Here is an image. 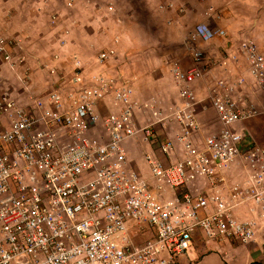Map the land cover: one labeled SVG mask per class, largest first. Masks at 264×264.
Returning a JSON list of instances; mask_svg holds the SVG:
<instances>
[{
	"label": "built area",
	"instance_id": "built-area-1",
	"mask_svg": "<svg viewBox=\"0 0 264 264\" xmlns=\"http://www.w3.org/2000/svg\"><path fill=\"white\" fill-rule=\"evenodd\" d=\"M207 15L183 44L188 67L171 69L181 102L167 115L160 101L151 99L142 125L131 88L105 76L85 79L75 73L73 93L32 99L33 112L2 93L0 264H179L195 237L246 245L258 232L264 234V223L241 222L233 215L247 201L264 210V146L245 145L241 127L260 113L238 98L242 78L208 77L203 46L226 32L217 27L220 15L213 7ZM12 45L0 38V56L15 64L7 50ZM239 51L264 89V52L251 40L241 41ZM114 54L106 49L96 60L102 64ZM206 77V99L220 128L198 141L195 98L188 87ZM99 103L107 109L104 116ZM171 117L176 134L157 144L167 162L146 151L149 177H144L129 167L123 145L136 136L152 144L154 128L166 127ZM239 161L249 186L233 185L224 194V171ZM200 178L209 193L189 190ZM167 190L177 195L165 198ZM147 230L150 237L137 241Z\"/></svg>",
	"mask_w": 264,
	"mask_h": 264
},
{
	"label": "crops",
	"instance_id": "crops-1",
	"mask_svg": "<svg viewBox=\"0 0 264 264\" xmlns=\"http://www.w3.org/2000/svg\"><path fill=\"white\" fill-rule=\"evenodd\" d=\"M143 2L148 3L145 0ZM171 2L173 1L152 0L150 7L144 5V8L150 9L148 13L151 14L150 21H146L145 24L137 21L131 23L129 12L124 13L123 10L119 13V17L114 18L113 14L116 10L111 6L107 8L109 12L106 17L111 20L116 19L115 24L89 16L95 15L96 7L99 5L97 0H6V5L0 6V38L13 41V45L7 50L12 57L11 62L15 64L8 63L11 68L8 75L1 76L0 74V84L4 83L0 86V89L3 87L1 91L7 92L15 103L33 112L32 99L46 98L53 92L66 95L73 93L75 84L72 83V79L75 73L81 72V76L85 79L96 76H107V78L127 76L133 80L125 85L131 88L132 98L139 105L136 109V117L139 122L148 120L150 114L148 106L151 99L160 101L161 105L163 102L165 108H169L166 106L171 104V96L163 91L160 83L162 79L170 78L169 71L162 66L161 71L156 73L155 66L163 65L160 63L161 58L155 57L153 52L147 53L148 47L159 46L160 40L156 43L154 38L158 29L167 28L171 31V26L183 25L180 19L171 23V11L176 7L171 6ZM206 3L209 2L206 1ZM124 7L126 8V4L123 9ZM223 7L226 12L229 6L224 5ZM180 11L186 12L185 9ZM226 14L230 17L229 11ZM160 15L166 17L167 20L159 21ZM207 20L208 18L204 17L203 21ZM216 25L226 34L229 33L225 22L222 24L216 21ZM134 30H138L139 34L130 37ZM145 34L152 36L144 38ZM219 39L224 38L214 39L205 48H210L215 42H220ZM106 49H113L114 57L100 64L96 60L97 54ZM237 52L239 53V50ZM233 55L230 54L225 60L226 66L222 77L230 81L235 79V76L231 77L230 70L232 62H236L237 58ZM146 62L148 64L151 62V67L147 66ZM208 77H211V73H208ZM208 77L188 87L195 98L193 109L200 128L196 134L198 141L204 134L207 135L220 128L219 123L213 124L217 121L216 115L206 99ZM5 86H9L10 91L6 90ZM133 89L138 90L137 93H143L141 100L134 97ZM248 100L251 105H258L250 97ZM173 101V104L179 105L181 99L173 96ZM261 107L264 109V106ZM97 108L102 115L107 112L106 107L100 103ZM0 114L2 116L0 120L4 121L1 111ZM242 127L245 134V145L256 142L260 144L258 146H264V143L261 144L256 138L258 131L244 130L245 126L242 125ZM173 136L174 134H171V138ZM134 145L133 140H127L123 145L129 167L138 171L142 176L149 177L144 159H133L131 147ZM143 147L148 151L154 149L155 145L146 144ZM156 150V156L161 157L166 163L167 159L158 152L157 148ZM178 156H180L178 153L175 154L174 159ZM224 172L226 180L223 187L224 194H227L233 185H239L241 188L249 186L248 171L243 162L239 161L229 165ZM189 190L195 194H206L210 192V187L204 178H200L189 185ZM170 195L172 198L177 195V192L167 190L165 198ZM233 215L241 222H254L257 226L264 223V210L251 201L236 206L233 209ZM193 244L194 246L179 264H264V234L261 232H258L255 239L246 245L234 240L209 241L201 237H195Z\"/></svg>",
	"mask_w": 264,
	"mask_h": 264
},
{
	"label": "rangeland",
	"instance_id": "rangeland-1",
	"mask_svg": "<svg viewBox=\"0 0 264 264\" xmlns=\"http://www.w3.org/2000/svg\"><path fill=\"white\" fill-rule=\"evenodd\" d=\"M148 3H144L143 0H97V5L95 15H89L91 17H98L106 22H111L116 24V19L111 20L108 17H106L109 11H107V8L114 7L116 12L113 14V17H119V13H122V10L124 13H128L129 18H131L130 22L133 23L134 21L142 22L145 24V22H149L151 19V14L148 13L150 11L149 8H144V5H147V7H150L152 4V0H145ZM156 1V0H154ZM171 6L175 5V10L173 9L171 11V23H174L178 19L182 21V26L174 27L171 26V31L167 30V28H160L158 31L154 34V38L156 43L160 40L159 46H152L148 47L147 53H152L155 55V57H160V63L163 65L155 66L156 73L158 71H161V67L164 66L165 69L169 71L170 78H164L160 79L161 88L163 91L168 92L171 96V104L170 106H166L169 108H165L162 102V105L164 108L165 114H170L173 112L174 106H176L173 101V96L179 97L178 95V89L176 88L173 77L171 75V69L172 67L179 66L183 69H186L188 67L189 59L186 55V50L184 49L183 44L185 43V40L187 37H189V33L193 29V27L200 21L204 20V17L208 18V7H214V9L219 13L221 16L219 20H216L218 23L222 22V24L225 22L228 26L227 29H229V33L226 34L224 39H219L220 42H215L212 47H206L203 46V50L205 52L206 56V65L207 70H209V73H211V77H209L211 80L213 79H219L224 76L225 71V64L222 65V62H224L226 59H228L230 54H234L233 56H237L236 62H232V65L230 66L231 70V77L235 76V78H242L244 81L243 89L238 93L239 97L242 99H245V103H251L248 102V97H250L251 100L256 101V104H254V107L256 108L257 112L260 113L259 115L255 116L254 118L246 121L243 125L244 130L245 129H252L254 131H258L256 133L257 137L260 141V143H264V109L261 106H264V89H261L254 79V77L249 72L247 61L239 51V44L243 40H251L255 43L257 48H259L260 51L264 52V0H221L218 4L219 0H172ZM196 1V3H194ZM206 1L209 3L207 4ZM200 3V4H199ZM126 4V8L123 6ZM217 6H216V5ZM6 5V0L4 2H0V6ZM149 5V6H148ZM215 5V6H214ZM220 7H219V6ZM229 6L228 10L230 12V17L225 13L223 6ZM217 7V8H216ZM223 7V8H222ZM185 9V13H183V10ZM220 10V11H219ZM139 13L141 15H139ZM134 15V16H133ZM67 16V14L65 15ZM86 17V15H84ZM88 16V15H87ZM61 18L63 16H60ZM135 17V18H134ZM138 18V19H136ZM136 19V20H135ZM142 19V20H141ZM111 20V21H110ZM159 21L167 20L166 17L160 15L158 18ZM198 21V22H197ZM205 22V21H203ZM138 30H134V32H131L130 37H135ZM152 35L145 34L144 38H151ZM134 39V38H133ZM171 42V43H170ZM166 44H169L166 46ZM205 48V49H204ZM208 48V49H207ZM153 50V51H152ZM231 50V51H230ZM13 54V53H12ZM238 61V63H237ZM147 66L151 67V62L148 64V62L145 63ZM10 65L3 59V57L0 56V74L1 76L8 75L9 71H11ZM107 77V76H105ZM109 79L113 81H117V84L125 85L129 83L131 78L124 76V77H108ZM158 79V78H155ZM140 80V79H139ZM4 83H1L3 85ZM6 90L10 91L9 86L4 87ZM3 87L0 89V101L2 96ZM138 90L133 89L134 97L138 100H141V92L137 93ZM141 91V90H140ZM146 92V91H145ZM145 94V93H144ZM137 95V97H136ZM165 101V100H164ZM173 106V107H172ZM106 114V113H105ZM104 114V115H105ZM1 115V114H0ZM103 115V116H104ZM2 116H0L1 118ZM4 119V118H3ZM2 119V120H3ZM217 121H214V125L217 124ZM140 125L143 124L142 122H139ZM242 127V125H241ZM177 124L174 122V119L171 117V123L167 124L166 127L157 126L154 128V135L157 138L156 141H153L152 145H155V148L152 149L154 152L157 151V144H160V142L165 141L168 138H171V134H176L177 132ZM243 129V127H242ZM174 137V136H173ZM205 137V134L203 135ZM130 140L135 141V145L131 147L132 150V156L133 159H142L143 155L147 151L146 148L143 147L144 144L141 141L140 136H136ZM253 145H260L259 143L256 144V142H252ZM151 145V144H150ZM178 152V151H177ZM161 159V157H160ZM151 231L147 230L143 234H141L137 241L143 242L147 240L150 237ZM132 236L134 237V234L132 233ZM135 238V237H134ZM194 246V244H193Z\"/></svg>",
	"mask_w": 264,
	"mask_h": 264
}]
</instances>
